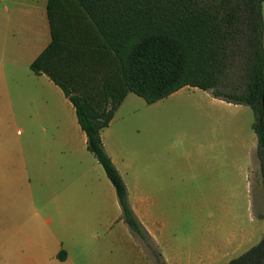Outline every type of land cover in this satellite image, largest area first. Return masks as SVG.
Here are the masks:
<instances>
[{
    "label": "crops",
    "instance_id": "crops-1",
    "mask_svg": "<svg viewBox=\"0 0 264 264\" xmlns=\"http://www.w3.org/2000/svg\"><path fill=\"white\" fill-rule=\"evenodd\" d=\"M262 15L264 21V1ZM50 38L47 0H0V264H155L123 221L115 188L87 149L73 104L46 74L30 68ZM215 99L223 101V154L134 156L110 132L111 123L101 130L130 207L166 264H223V250L233 257L254 244L242 228L225 240L187 230L180 235V210L194 207L181 206L189 199L180 196L207 193L188 186L181 164H204L216 179L209 188L226 195H243L250 178L260 190L253 111ZM251 223L260 234L259 217Z\"/></svg>",
    "mask_w": 264,
    "mask_h": 264
},
{
    "label": "trees",
    "instance_id": "trees-1",
    "mask_svg": "<svg viewBox=\"0 0 264 264\" xmlns=\"http://www.w3.org/2000/svg\"><path fill=\"white\" fill-rule=\"evenodd\" d=\"M263 1L47 0L51 38L30 68L46 74L73 104L87 149L115 188L123 221L155 264L166 262L130 207L101 130L130 92L151 104L185 86L210 91L253 111L264 185ZM224 264H264V233Z\"/></svg>",
    "mask_w": 264,
    "mask_h": 264
},
{
    "label": "rangeland",
    "instance_id": "rangeland-1",
    "mask_svg": "<svg viewBox=\"0 0 264 264\" xmlns=\"http://www.w3.org/2000/svg\"><path fill=\"white\" fill-rule=\"evenodd\" d=\"M111 121L108 124L110 132H114L122 144L126 142L131 146L134 156L169 157L178 154L181 157H209L223 154V101L196 87H183L151 104L130 92ZM216 141L219 143L211 145ZM135 165L138 170L139 160ZM202 165L198 163L188 168L187 164H181V177L189 180L188 186L197 192L203 190L207 193L180 196V199H189L181 200V206L187 203L194 205L193 210H180V235L187 230L197 238L207 233L212 238L222 236L225 240L242 228L249 233V241L257 244L264 228L261 174L260 190L254 189L250 178V189L245 187L243 195H226L209 188L216 179L209 178ZM257 216L260 234L251 228V221ZM243 252L231 257L230 250L226 253L223 250V264Z\"/></svg>",
    "mask_w": 264,
    "mask_h": 264
}]
</instances>
